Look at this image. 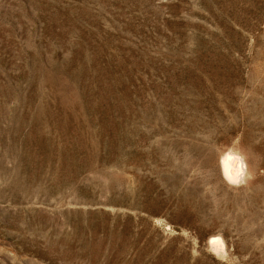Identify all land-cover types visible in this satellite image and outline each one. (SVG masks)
Masks as SVG:
<instances>
[{
    "label": "rangeland",
    "instance_id": "1",
    "mask_svg": "<svg viewBox=\"0 0 264 264\" xmlns=\"http://www.w3.org/2000/svg\"><path fill=\"white\" fill-rule=\"evenodd\" d=\"M0 264H264V0H0Z\"/></svg>",
    "mask_w": 264,
    "mask_h": 264
},
{
    "label": "bare ground",
    "instance_id": "2",
    "mask_svg": "<svg viewBox=\"0 0 264 264\" xmlns=\"http://www.w3.org/2000/svg\"><path fill=\"white\" fill-rule=\"evenodd\" d=\"M223 171L230 181H241L244 175L245 166L240 157L229 154L222 162Z\"/></svg>",
    "mask_w": 264,
    "mask_h": 264
}]
</instances>
